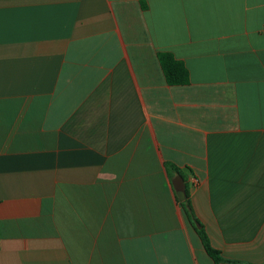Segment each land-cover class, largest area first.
Instances as JSON below:
<instances>
[{"label":"crops","instance_id":"1","mask_svg":"<svg viewBox=\"0 0 264 264\" xmlns=\"http://www.w3.org/2000/svg\"><path fill=\"white\" fill-rule=\"evenodd\" d=\"M165 164L264 264V0H0V264H216Z\"/></svg>","mask_w":264,"mask_h":264},{"label":"trees","instance_id":"2","mask_svg":"<svg viewBox=\"0 0 264 264\" xmlns=\"http://www.w3.org/2000/svg\"><path fill=\"white\" fill-rule=\"evenodd\" d=\"M157 58L162 69L164 79L168 85H186L188 83V72L181 62L175 60L169 53H159ZM165 169L170 180H172L174 177H177L183 183L184 200L181 201L179 205L188 223L200 239L205 253L214 263L217 264L221 262L222 259L219 255V252L210 246L203 226L197 220L193 212L189 197V189L185 183L184 176L175 166L165 164Z\"/></svg>","mask_w":264,"mask_h":264},{"label":"water","instance_id":"3","mask_svg":"<svg viewBox=\"0 0 264 264\" xmlns=\"http://www.w3.org/2000/svg\"><path fill=\"white\" fill-rule=\"evenodd\" d=\"M175 195L178 201H183L184 200V193L181 190H176Z\"/></svg>","mask_w":264,"mask_h":264}]
</instances>
